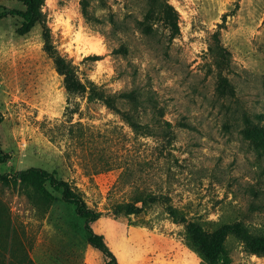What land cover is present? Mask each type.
<instances>
[{
    "label": "rangeland",
    "instance_id": "rangeland-1",
    "mask_svg": "<svg viewBox=\"0 0 264 264\" xmlns=\"http://www.w3.org/2000/svg\"><path fill=\"white\" fill-rule=\"evenodd\" d=\"M41 12L25 34L19 18L0 19V174L54 172L97 216L78 213L61 187L30 198L0 180V264H102L93 234L115 264H203L164 196L113 212L145 186L209 232L238 221L264 230V154L240 132L249 119L264 126V0H44ZM79 81L85 92L66 89ZM91 86L102 96L89 99ZM134 87L159 105L138 119L168 121L167 137L135 133L103 101L127 109L117 95ZM225 249L229 264H264L234 235Z\"/></svg>",
    "mask_w": 264,
    "mask_h": 264
},
{
    "label": "trees",
    "instance_id": "trees-1",
    "mask_svg": "<svg viewBox=\"0 0 264 264\" xmlns=\"http://www.w3.org/2000/svg\"><path fill=\"white\" fill-rule=\"evenodd\" d=\"M22 2L24 8L0 6V19L6 17L19 18L21 20V25L18 30L20 34H25L29 32L36 23L41 21V5L44 0H22ZM174 23L176 24V22ZM143 32L147 33L148 31L145 29ZM45 43H48L47 39H45ZM210 50L215 53H221V51H225V48L221 45L215 47L211 45ZM224 54L226 55V53L223 52V55L219 56L224 57ZM55 59L57 69L67 77V74L70 72L69 65H67L62 57H55ZM66 89H77L85 92L86 85L80 81L76 83V85H72V83L68 82L66 84ZM99 91L98 87L91 86L88 93L89 99L96 94L102 96L99 94ZM153 96V91H151V89L144 90L134 87L126 91H121L117 97L125 99L126 102L129 103V108L124 110H120L111 99L103 97V101L109 108L118 112L135 133L148 136L153 135V131L156 129L163 137H167L171 132L168 121H163L161 117L154 119V115H152L150 121L142 123L137 117L141 108L145 110L147 106H150L156 109L159 106L158 101L156 98L154 99ZM240 132L243 134L244 138H250V142L257 148L259 155L264 154V126L254 124L253 121L249 119L246 121V125L240 129ZM0 180L5 185H21L24 188V192L30 198H34L35 194L41 191L46 183H49L54 188L61 187L62 199L64 201L76 202L78 204L76 208L78 213L84 215L88 219H91L90 216H97L83 205L81 195L74 192L66 180L57 178L54 172H48L39 167H29L24 170H19L14 175L10 176L0 174ZM134 194L135 196L130 200L115 203L113 212L126 216L138 214L143 211L148 204L154 203L158 196H164V198H166L165 212L173 222L184 224L185 242L198 254L203 264H229L230 258L225 249V239L230 234L240 239L245 244V248L248 251L264 254V230L259 232L254 231L250 225L242 221L231 224L212 221L214 224L218 223L219 226L209 232L203 228L199 219L188 217L187 212L183 208L172 204L163 193L155 192L148 186H145L141 190L136 188ZM89 240L91 243L98 246L105 254V257H107L106 261L102 264H108L110 261L115 264V256L107 246L103 244L100 235H90Z\"/></svg>",
    "mask_w": 264,
    "mask_h": 264
}]
</instances>
